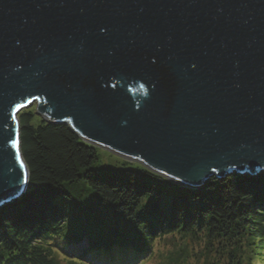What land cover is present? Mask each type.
Listing matches in <instances>:
<instances>
[{
    "label": "water",
    "instance_id": "95a60500",
    "mask_svg": "<svg viewBox=\"0 0 264 264\" xmlns=\"http://www.w3.org/2000/svg\"><path fill=\"white\" fill-rule=\"evenodd\" d=\"M143 85V87H141ZM186 189L264 173V0H0V207L18 114Z\"/></svg>",
    "mask_w": 264,
    "mask_h": 264
},
{
    "label": "trees",
    "instance_id": "16d2710c",
    "mask_svg": "<svg viewBox=\"0 0 264 264\" xmlns=\"http://www.w3.org/2000/svg\"><path fill=\"white\" fill-rule=\"evenodd\" d=\"M34 118L32 110L18 114L28 182L0 207V264H134L167 237L200 246L204 264H264V173L211 178L195 190L139 167L102 174L93 168L96 148L66 125L34 126ZM78 182L84 199L69 192ZM83 238L80 257L63 255ZM192 252L187 245L178 257Z\"/></svg>",
    "mask_w": 264,
    "mask_h": 264
},
{
    "label": "rangeland",
    "instance_id": "374dc122",
    "mask_svg": "<svg viewBox=\"0 0 264 264\" xmlns=\"http://www.w3.org/2000/svg\"><path fill=\"white\" fill-rule=\"evenodd\" d=\"M23 110H32L35 114V118L33 119L32 125L37 126L39 122L42 121V117L36 115L37 111V103H31ZM97 149V160L93 164V168L100 171L102 174L109 172L111 170H127V169H137L142 168L139 162L135 159L124 157L114 153L106 148L96 147ZM83 182H78L76 185L69 186V192L72 194L74 198L84 199L86 195L84 192H81V188L83 186ZM94 201V198L92 199ZM88 199V202H92ZM85 205H81L84 208ZM95 208L91 207V211ZM101 212L102 210H96ZM88 222H85V225ZM180 245H182L180 247ZM188 246H192L193 252L190 255H181L178 257V250L181 248L187 249ZM88 249V243L86 238H83L81 241L77 242L76 244H71L63 255L69 257V259H74L80 257V253L84 252V250ZM202 250L201 247L198 245L191 244L189 241L185 239H180L179 237H167L165 239H161L159 241L154 242L152 250L147 252L143 257H140L136 261L130 258L129 262H135L134 264H139L140 262L147 260L148 264H173L177 262L178 264H204V260L201 257ZM188 256V258H187ZM120 258L119 255L116 256ZM89 258V256H87ZM116 262V263H115ZM173 262V263H172ZM87 264H121L120 261H111V260H96V261H88L86 260Z\"/></svg>",
    "mask_w": 264,
    "mask_h": 264
},
{
    "label": "snow or ice",
    "instance_id": "6c2138e0",
    "mask_svg": "<svg viewBox=\"0 0 264 264\" xmlns=\"http://www.w3.org/2000/svg\"><path fill=\"white\" fill-rule=\"evenodd\" d=\"M141 87H143V85H141Z\"/></svg>",
    "mask_w": 264,
    "mask_h": 264
}]
</instances>
